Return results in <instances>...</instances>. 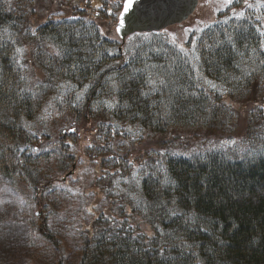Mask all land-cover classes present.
I'll list each match as a JSON object with an SVG mask.
<instances>
[{"label": "trees", "instance_id": "16d2710c", "mask_svg": "<svg viewBox=\"0 0 264 264\" xmlns=\"http://www.w3.org/2000/svg\"><path fill=\"white\" fill-rule=\"evenodd\" d=\"M82 2L65 0L61 11L70 15L41 20L31 16L32 0H0V178L20 192L32 187L43 214L38 218L52 221L69 195L59 174L77 165L76 157L62 142L54 169L40 163H48L49 153L19 147L36 140L31 122L80 125L83 136L71 128L64 137L79 136L78 148L100 174L95 172L89 185L94 198L83 200V218L72 232L78 264H264V143L251 130L259 128L260 110L246 125L247 138L257 139L260 149L246 139L239 151H185L182 132H173L231 134L236 105L254 102L245 97L264 81V24L256 11L246 6L244 15L205 28L195 47L165 31L133 34L121 44L84 14L88 5ZM26 44L36 79L21 64L18 50ZM64 83L84 87L80 101L60 97ZM52 100L56 110L40 119ZM94 128L90 144L87 134ZM124 131L139 132L137 144L145 131L168 146L139 161L137 180L129 171L132 153L120 157L109 150V139ZM113 173L127 177L120 193L109 184ZM89 206H98L90 221ZM35 230L58 246L51 227Z\"/></svg>", "mask_w": 264, "mask_h": 264}, {"label": "rangeland", "instance_id": "374dc122", "mask_svg": "<svg viewBox=\"0 0 264 264\" xmlns=\"http://www.w3.org/2000/svg\"><path fill=\"white\" fill-rule=\"evenodd\" d=\"M82 1L83 6L88 5L84 14H88L95 19V22L98 24L103 34L111 37L113 40H117L118 35L112 23L116 21V16L121 9L119 0H88L87 4L85 0ZM64 2L65 0H32L31 7L28 8H31L32 18H40L41 20L48 18L61 19L62 16L70 15L69 11L66 13L61 11ZM246 6L256 11L254 16L260 19L264 24V0H246V2L243 1L239 5H236L233 0L230 4H226L225 0H200L194 13L186 21L179 25L171 26L165 31L170 35L171 39L179 44L184 45V43L189 40V43L193 44L195 47L200 33L205 28L215 26L232 17L241 16L239 15L241 12L244 15L246 13V11H244ZM32 29V32H34V28ZM260 34L264 39V29H262ZM25 46L18 50L21 64L28 71V75L32 76V79H36L32 68L37 66L31 61L32 53L29 45L26 44ZM260 77L263 78L262 76ZM208 81H211L217 86L214 88L217 91L223 90L222 85L212 80ZM83 92V86L72 85L70 83L61 85L59 91L60 97L66 95L71 97L75 96L74 99H76V101L81 100L80 97ZM78 96L79 99H77ZM248 98L254 102H244L243 100L242 103L236 105L237 117L235 119V127L231 134H220V132H218L210 136L208 130L196 128L177 129L173 131L176 133L182 132L183 136H181V140L187 144V147L183 149H185V151H192L213 146H227L237 148L239 151L246 139L253 140L257 146V139L247 138L248 129L246 128L247 121H249L248 117L256 109H259L261 113V119L257 120L256 123L259 128H252L251 130L254 131L256 136V132H259L260 134L257 136L259 142L262 141L264 143V107H261L264 106L263 80H261L258 85H255L251 92L245 97V100H248ZM52 102L53 100L45 107L42 113L43 117L40 119L54 113L56 109ZM27 125L29 126L30 133L36 136V140L29 145H21L19 147L20 151L28 150V152L33 153L34 150H40L42 153L39 155H46V153H49L48 163L43 164V158L40 160V163L41 165L52 166V168L55 167L54 169H57L56 151L59 145L65 141L69 145V153L75 155L77 165L71 163V168L69 166L65 171L59 174L64 181V184L61 186L65 188V192L69 195L66 199H62L63 201L56 207L51 214L52 217L54 215V219L52 218V221L49 222H46L45 218H38L43 214H36L38 211L42 210L40 205L36 204L34 199L35 191L32 187H27L20 192L13 187L9 180L0 178V264H78L79 247L76 236L72 232L74 227L79 226V219L83 218V200H91L94 198L92 196L94 188L89 187V185L94 182L95 172L97 171L98 174H100L98 164L91 161L86 156L85 152L78 148V142L80 141L78 135L80 134L83 136L80 125L79 127L78 125H72L70 122H67V124H62L58 128L56 123L47 126V124L41 125L37 121ZM71 128H75L77 131L78 135L76 134V138H71L68 135L64 137V132ZM95 129L96 128L87 134L89 138L86 139V142L88 141V143L90 142L91 144L92 133L95 132ZM138 134L139 132L128 133L124 131L119 134L117 138H110L108 141L110 153H119L120 157L127 154L126 150L132 153V156H129L128 159L132 161V164H129V171L134 180L138 178L141 167L137 164L140 160L146 159V157L155 158L158 156L157 154L159 151L165 150V148L168 147L166 145L159 146L158 138L148 135L145 131L141 132L140 137L137 138V144L135 138ZM96 139L102 141L100 135H98ZM233 140L236 141L235 144L230 143V141ZM80 143H83V141L81 140ZM257 147L260 149V144ZM123 151L126 152L123 153ZM66 172H71V174L67 176ZM121 175L113 173V175L110 176L109 184H111L113 192L115 193H120L121 190L125 188V180L127 177L121 179ZM83 191L86 193V196H83ZM100 205L105 206L106 202L101 201ZM97 208L98 206L93 209L91 206L88 207L89 210L87 209V211L90 212L89 221L93 218ZM55 224L59 225L60 231L56 228ZM39 225H46L54 230V237H58L56 239V243L58 244L57 247L54 246L53 243L47 241L41 233L35 230Z\"/></svg>", "mask_w": 264, "mask_h": 264}, {"label": "water", "instance_id": "95a60500", "mask_svg": "<svg viewBox=\"0 0 264 264\" xmlns=\"http://www.w3.org/2000/svg\"><path fill=\"white\" fill-rule=\"evenodd\" d=\"M115 23V30L124 42L133 33L159 31L170 25L185 21L195 10L198 0H134L128 13L123 7ZM123 20V24H121ZM119 29V30H118ZM71 172L67 173V176ZM41 214L40 211L36 213Z\"/></svg>", "mask_w": 264, "mask_h": 264}, {"label": "snow or ice", "instance_id": "6c2138e0", "mask_svg": "<svg viewBox=\"0 0 264 264\" xmlns=\"http://www.w3.org/2000/svg\"><path fill=\"white\" fill-rule=\"evenodd\" d=\"M246 2V0H245ZM133 3H134V0H127V2L124 4V7H123V11L124 13H128L130 11V9L132 8L133 6ZM225 3L226 4H230L232 3V0H225ZM239 15H243V13L241 12ZM121 24H123V20H121ZM119 30V29H118ZM262 48H264V44L261 45ZM59 54V53H57ZM262 63H264V61H262ZM208 83L211 85V87L213 88H216L217 86L215 84H213L211 81H208ZM77 99H79V96L77 97ZM261 107H264V106H261ZM230 143H233L235 144L236 141H230ZM70 191V190H69ZM161 254H163V250H161Z\"/></svg>", "mask_w": 264, "mask_h": 264}]
</instances>
